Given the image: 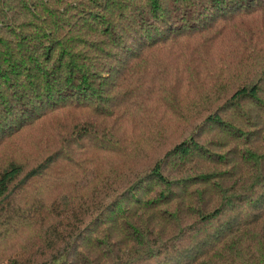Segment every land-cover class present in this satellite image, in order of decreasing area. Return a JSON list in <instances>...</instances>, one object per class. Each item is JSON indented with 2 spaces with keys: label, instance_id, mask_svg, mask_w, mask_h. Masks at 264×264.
I'll list each match as a JSON object with an SVG mask.
<instances>
[{
  "label": "trees",
  "instance_id": "1",
  "mask_svg": "<svg viewBox=\"0 0 264 264\" xmlns=\"http://www.w3.org/2000/svg\"><path fill=\"white\" fill-rule=\"evenodd\" d=\"M0 264H264V0H0Z\"/></svg>",
  "mask_w": 264,
  "mask_h": 264
},
{
  "label": "rangeland",
  "instance_id": "2",
  "mask_svg": "<svg viewBox=\"0 0 264 264\" xmlns=\"http://www.w3.org/2000/svg\"><path fill=\"white\" fill-rule=\"evenodd\" d=\"M215 54L211 55L215 59L219 51H213ZM192 95V94H190ZM189 106L185 108H179V111L175 116H173V130L168 133L167 138H165L162 128H153L152 126H146V122H142L138 126L139 129H126L123 128L119 131V137H124L127 140L128 145H138L143 151L144 148L149 146V151L159 149L161 150V155L164 157L166 151L172 149L174 145L180 143V141L192 133L194 122L197 119L194 109H189ZM157 116V115H155ZM155 116L151 117L154 118ZM193 121V122H192ZM189 122H192L191 124ZM146 126V127H145ZM182 132V133H181ZM142 144H146L141 147ZM19 154V153H17ZM24 154V153H23ZM184 163L183 160L172 159L169 164H180ZM103 164V160L101 162ZM196 164H199L197 162ZM173 176V175H172Z\"/></svg>",
  "mask_w": 264,
  "mask_h": 264
}]
</instances>
